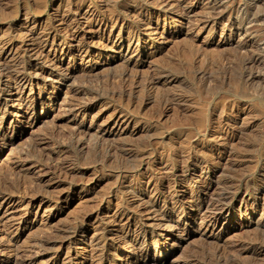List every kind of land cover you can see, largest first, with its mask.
<instances>
[{
    "label": "rangeland",
    "instance_id": "1",
    "mask_svg": "<svg viewBox=\"0 0 264 264\" xmlns=\"http://www.w3.org/2000/svg\"><path fill=\"white\" fill-rule=\"evenodd\" d=\"M64 1L88 5L90 8L99 5L98 0H41L44 11L36 14L38 0H0V31L6 29L7 33L9 26L14 27L13 33L9 35L14 37L13 42L19 39L20 28V31H24L21 26L23 6L25 10L29 8L27 13H30L31 24L50 22L58 31L55 45L49 43L45 46L43 58H40L38 64L44 69V75H48L45 76L46 84L42 86L34 82L24 90L26 96L31 88V94L35 97L39 95L42 102L24 109L18 103H12L14 99L7 93L1 96V105L8 107L9 112L3 124L5 144L0 143V184H15L17 180L18 188L16 186L15 190L11 186L12 196L0 201V264H15L12 263L15 259L24 264H49L56 254L54 250L38 243L40 237L46 239L54 235L51 236L54 238L59 228L70 224L68 222L72 221L75 213L80 216V213L85 214L86 211L90 219L83 228L91 235L94 226L105 227L106 219L111 216L114 208L135 207L137 198L153 196L155 191L150 190V184L161 183V180L170 184L168 187L184 194L210 184L208 192L215 195L220 191L215 182L222 183L224 178L230 177L234 188L239 187L242 191L248 189L249 201L254 202L258 212H261L262 192L253 188L250 182L258 181L264 174V0H216L217 3L211 6L213 8L205 16L207 14L211 20L219 22L217 34L222 28L232 30V40L239 41L240 47L217 53L190 51L188 56L180 55L175 64L169 67L171 70L168 68L174 77L178 76L179 81L171 84L173 86L170 85L169 90L161 88L163 92L154 93V99L145 105L129 101L125 93L119 95L122 80L117 74L125 70L130 75L129 80L139 83L153 76L154 69L163 62L146 59L142 64L135 60L125 64L122 60L109 57L116 61L111 68L103 67V71H108H101V75L99 72L98 77L94 76L96 78L90 77L93 79L80 78L79 75L86 69L95 64L100 65L102 59H99L97 51H90L89 54L72 51L77 45L75 39L78 34L86 33V25L79 21L77 33L68 34L61 29L60 23L55 22L59 16L56 9L65 4ZM123 2L115 0L112 7L117 9ZM98 39V36H90L85 40L100 46ZM100 52L109 53L108 56L116 55L112 51ZM171 53L173 51L166 52L164 57H167L161 59L168 62L170 56H175ZM65 72H71L75 77L66 81L64 76L58 75ZM6 86V79L0 75V90ZM76 89L78 93L74 92ZM166 93L174 94L176 99L180 98L183 102L164 109L162 103ZM71 100L75 107L70 111L67 103ZM85 103L91 107L85 108ZM117 109H125L134 122L119 136L120 139L118 136L107 137L103 133L104 128L111 124L110 119ZM233 116H236L235 120ZM226 121L233 124V127H223ZM223 136L227 138L224 145L216 139ZM119 144L123 145L121 150L118 147L117 151L107 150L111 145ZM187 155L207 161L212 159L211 155H218L217 161L221 163L219 168L212 165L207 169L204 165L196 166L188 182L172 179L171 176L179 173V161ZM164 189L165 192L157 195L161 205L164 199L169 198L168 190ZM159 205L157 207H162ZM230 207L229 220L239 223L244 219L239 216V197L235 198ZM248 218L249 223L256 219L253 215ZM226 221L223 218L217 222L223 241H217L216 246H224V242L229 246L236 240L234 234L237 231L224 228L228 223ZM252 227L249 233L246 232L247 235L257 234L264 239V223L261 221L257 230L254 225ZM255 230L259 233L255 234ZM188 232L192 236L175 245L171 249V257L159 251L155 255L156 259L162 264H183L190 261L193 254H211L215 250L216 246L211 239L203 241L204 237L195 235L190 229ZM14 247L17 251H23L18 258L12 255L17 252ZM66 249L68 247L57 254L58 258L64 259L74 254V249ZM88 250L82 251L81 246H78L76 252L79 258L85 259L93 255ZM233 252L230 254L237 255L234 258L238 264L264 260V253H257L256 259L249 253ZM111 256L109 260L112 262L116 254Z\"/></svg>",
    "mask_w": 264,
    "mask_h": 264
},
{
    "label": "bare ground",
    "instance_id": "2",
    "mask_svg": "<svg viewBox=\"0 0 264 264\" xmlns=\"http://www.w3.org/2000/svg\"><path fill=\"white\" fill-rule=\"evenodd\" d=\"M114 1L115 0H98L99 5H94V8L92 7L93 9L88 5H75L72 2L64 1L65 4L60 8L58 7L59 9H56V11H59V16L55 22L58 21L61 25V29L66 33H77L76 26L79 24V21H82V23L86 25V33L78 34L75 39L77 45L74 44L75 47L72 51H83L87 54H89L90 51H97L99 59H102L100 65L96 66L95 64V66L86 69V71L79 75L80 78H96L94 76H97L99 72L101 75L103 67L108 66L111 68V65L116 60H122L125 64H131L133 60L138 64H142L146 59H152V61L158 60L160 63L163 62L156 68L154 67L155 73L153 76H148L147 79L141 80V82H144L142 84L139 82V79V83H137L136 80H133L134 82L129 80L130 75L126 73L125 70L117 74L119 76L118 78L122 80L121 92L119 91V95L122 93L124 95L125 93L129 101L132 102L134 100L137 104L139 103L138 105L151 103L154 99V93L163 92V90H160L161 88L169 90L171 84L175 83L177 80L179 81L178 76L174 77L172 75L170 71L171 68L169 67L173 66L172 64L176 62V58L180 55L186 56L190 51L219 52L240 47L239 41L235 42L232 40V30H225L222 28L217 34L216 28L219 22H214L207 14L205 16V13L208 12L210 8H213L211 6L217 3L216 0H124L123 4L117 9L112 7ZM37 4H39V8H35L37 10H35L36 14L44 11L41 0H38ZM74 7L75 10H73ZM25 8L23 6V10H21V13L23 12V23L21 26L24 28V31H20L22 30L20 28L19 32L21 33L18 34L20 35L18 40L13 42L14 37H9L11 32L13 33L14 27L12 28V26H9V32L7 33L6 29L0 31V75L6 79L7 83L6 88L0 90V143L3 145L6 139V135L3 133V124L5 118H7L6 116L9 112V108L1 105V96L7 93L10 97H13L14 100L12 103H18L20 106H23L24 109H26L25 107L32 108L40 103L41 99H39V95L35 97V95L31 94V88L29 91L27 90L29 93L27 92L26 96H24V90L27 89L28 86H32L34 82L36 85L41 84L44 86L46 84L45 76L48 75H44V69L38 64L45 46L49 43L55 45V37L58 34L57 29L50 22L31 24V18L29 17L30 13H27L29 8L27 10H25ZM215 13L217 14V12ZM74 24L75 26H72ZM90 36H92V38L93 36L94 38L98 36L100 39H98L100 46H97L96 43L93 44V42L88 43L85 40ZM100 51H112L116 53V55L108 56L107 54L109 53L104 54ZM170 51H173L171 55H175V58L170 56V58L167 59L168 62H164L165 59L162 60L161 58L164 57V54L166 55V52ZM109 57H114L116 60L112 61ZM72 58L73 57H71V59ZM66 72L65 74L60 73L58 75L64 76L67 81L74 76V74L72 75L71 72ZM128 75L129 77H126ZM255 77L256 76L252 78ZM71 79H73V77ZM172 86L173 85H171V87ZM158 87H160V91ZM38 91H40L39 88ZM74 92L78 93L79 91L76 89ZM91 92L95 91L92 90ZM142 92L145 93V95ZM74 97L73 95L72 98ZM165 97L166 98L163 99L164 102L162 101L164 109L168 106H176L180 104V102H183V100L181 101L178 97V99H176V96L172 93L167 94ZM72 102L71 100L67 103L70 111L73 106L75 107V104ZM85 104V108L89 109V107H91L89 103ZM234 118H236V116H233V119ZM110 120L111 124L106 126L107 128H104L105 130L103 129L104 132H102L106 133L107 137L118 136V139L121 138L119 136L123 134L125 129L133 122L132 117L125 109H117L113 118ZM229 126L233 127V124L230 125L229 121L228 123L227 121L226 123L224 122L223 127ZM217 138L220 140L218 141L221 142L220 144H226V137H216V139ZM117 147L121 150L123 145H111L109 149H106L108 151L110 149H115L117 151ZM107 150L105 152H107ZM211 157L212 159L207 161L201 158H192L187 155L186 158H182L180 161L177 160L181 164L180 170L178 169L179 173L174 174L171 178L178 179L182 182H188L198 165H204L206 169L209 168L210 165L219 168L221 162L217 161L218 155H211ZM228 168L230 167L228 166ZM3 178L6 181H10L5 179V177ZM161 181V183L155 182L150 184V190H154L155 194L147 199L140 196L141 198H137L138 200L135 201V207L114 208L111 216H108L109 218L106 219V222L104 221L106 223L105 227L101 226L98 228L99 225L97 223L96 225L98 226H94V233L92 232L91 235L83 228V225L90 219V215L86 211L85 214L80 213V216L75 213L74 216L76 217L73 216L72 221L70 220L68 222V224H70L67 225V227L59 228L57 232L55 231L54 238L51 237L54 235H51L50 238L44 239L45 237L43 236V239H41V237L40 240L37 239L41 246L55 251L54 254H56V257L51 259L49 264H73L75 260V264H86L87 262L90 264H162L160 260H157L155 257L157 252L161 251L163 255L168 254L167 256L171 257L173 254L171 249L192 236L189 235V229L192 230L195 235L204 237L202 239L203 241L211 239V242L216 246L218 244L217 241L222 240L220 229H217V222L223 218L228 222L227 226L224 228L237 231L234 234L236 240L233 244L228 246L226 242H224V246H216L211 254H204L201 252L199 254L198 252L192 255L190 261L183 264H238L234 258V256L237 255H234L233 253L235 252L233 251L249 253L251 257L255 256L254 258H256L257 253H264V239L256 234V232H258L256 228H259V223L261 221L264 223V174H262L258 181L250 182L253 188H258V190L262 192L260 203L263 209L261 212H258V207L254 202L249 201L248 189L242 191L239 187L234 188V184L230 177L228 179L224 178L222 183L219 181L215 182L217 187H220V191H215V195H210L208 192L210 184H207L197 191L192 190V192L184 194L177 190H173L174 188H170L171 186L168 187L170 184L168 185L163 180ZM4 182L1 183L4 184ZM14 182L15 184L13 182L4 185L0 184L3 187L7 186L4 188L0 187V201L8 200L12 196L13 191L11 190L12 188H10L11 186H14V189L16 186L18 188L17 180ZM164 188L168 190L166 191L169 198L167 200L164 199L161 205V201L157 198V195L163 193V191L165 192ZM237 197H239L240 200V207L238 210L239 216L244 217V219L239 223H233L229 220L231 217L230 206ZM159 204L162 207H157ZM186 205L189 207H186ZM187 208L189 209L188 211H186ZM257 214L260 216L257 217ZM252 215L256 219L253 221L250 220L249 223L248 216ZM252 225H254V229H256V235L248 236L249 234L247 235V233H249V229ZM161 238H163L164 241L160 240ZM209 240L208 242H210ZM41 246L40 248L43 249ZM78 246H81L82 251L89 249L88 251L91 254L93 252V255L87 258L85 257V259L79 258V254L76 252ZM67 247V251L74 249V254H69L70 256L64 259L63 257L62 259L58 258L57 254L63 248ZM15 248L16 247H14V250L17 251ZM231 248H233V251H231ZM230 251L233 253L230 254ZM22 252L23 251L18 250L15 254L12 253V255L18 258V255L20 253L22 254ZM112 254H116V258L111 262L109 257ZM262 256H264V254ZM13 261L15 262L12 263L15 264H24L20 261H16V259ZM167 262L168 260H166V263ZM249 264H264V260L262 262L254 261Z\"/></svg>",
    "mask_w": 264,
    "mask_h": 264
}]
</instances>
